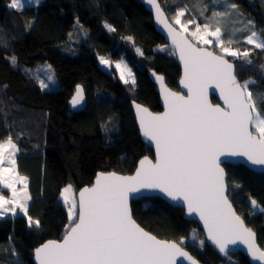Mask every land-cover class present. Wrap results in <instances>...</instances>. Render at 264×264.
<instances>
[{"label": "trees", "instance_id": "obj_1", "mask_svg": "<svg viewBox=\"0 0 264 264\" xmlns=\"http://www.w3.org/2000/svg\"><path fill=\"white\" fill-rule=\"evenodd\" d=\"M158 1L170 22L176 9L185 5L201 24L213 9L211 0H203L208 5L203 16L201 0ZM9 2L0 0V140L11 136L19 149L16 168L28 180V213L41 226L29 228L23 214L0 218V264H33L34 249L60 240L69 223L59 198L65 186L71 184L76 195L98 172L129 175L141 158L152 157V150L138 135L130 102L160 112L148 73L162 75L170 89L178 90L180 69L155 32L151 15L137 0H42L21 11L9 9ZM235 2L264 37V0ZM105 23L116 31L109 32ZM76 24L83 30L79 43L70 42ZM129 36L143 55H137L133 44L124 39ZM236 46L250 48L242 42ZM212 50L220 54L219 49ZM13 56L15 65L9 59ZM100 57L123 59L134 73L135 85H125L117 73L104 71L98 64ZM225 58L235 64L241 83L249 78L256 81L251 87L264 108V73L259 70L264 53L254 49V65L247 67L240 59ZM44 63L54 71L56 90L42 91L30 73ZM77 85L83 87L87 104L83 111L73 113L68 101ZM212 101L216 102L213 97ZM105 124L107 131L102 127ZM224 169L229 199L264 250V212L255 211L250 202L255 199L264 207V174L241 165ZM131 210L137 224L158 239L178 242L185 238V250L201 264H249L241 254L221 259L206 243L201 246L198 240L203 238L196 224L159 198L133 201ZM194 229L198 240L192 239ZM9 248L15 249V256L5 251Z\"/></svg>", "mask_w": 264, "mask_h": 264}, {"label": "snow or ice", "instance_id": "obj_2", "mask_svg": "<svg viewBox=\"0 0 264 264\" xmlns=\"http://www.w3.org/2000/svg\"><path fill=\"white\" fill-rule=\"evenodd\" d=\"M27 2L39 4L40 0ZM145 2L154 11L157 24L167 32L171 54L179 56L183 65L180 84L187 89V95L169 91L163 77L156 76L164 112L153 114L146 107L133 105L141 134L155 147V162L145 156L135 173L128 176L98 173L91 187L80 190L78 201L69 195L72 185L65 186L60 198L68 209L69 223L61 241L49 240L35 249L37 264H177L180 258L187 264H199L185 250V238L178 242L161 240L135 222L129 210V198L142 190L158 191L173 202H182L189 216L199 218L207 241L220 254L230 256L229 246L242 244L252 260L264 264V250L257 246L255 232L233 209L225 170L221 167L222 157L243 158L252 166L264 167V108L251 87L256 81L249 78L241 83L235 64L225 58L230 56L242 60L243 66H253V50L264 53V37L256 31L251 19L242 22V28L226 30L225 18L242 15L235 0H224L221 9L213 8L203 24L195 16L186 18L187 5L176 9L170 23L158 0ZM220 2L211 0L212 4ZM7 7L21 11L24 3L10 0ZM201 7L203 16L208 5L201 0ZM175 25L180 26L179 31ZM190 25L194 30H190ZM104 27L109 32L116 31L108 23ZM241 32L248 34L237 37ZM124 39L135 47L132 37ZM241 42L251 47L241 50L236 46ZM214 48L220 49V54ZM135 51L143 55L139 47ZM10 59L15 65L16 57ZM99 62L105 68H111L114 63L105 57H100ZM114 66L122 83L135 85L132 70L123 59ZM42 70L47 76L38 78V83L45 90L54 83V73L50 65ZM259 70L264 73V64L259 65ZM212 86L219 91L222 106L207 102L208 88ZM84 100V89L77 85L70 100L72 108H78ZM102 127L107 131L109 125ZM18 151L11 136L0 140V185L11 192V196L0 194V217L7 213L15 217L19 212L27 217L29 228H40V221L28 213L31 196L27 177L17 172ZM17 183L23 185L19 191ZM250 200L253 209L264 212L255 199ZM192 239L198 240L195 229ZM198 243L203 246L205 241ZM5 251L16 255L14 248Z\"/></svg>", "mask_w": 264, "mask_h": 264}, {"label": "water", "instance_id": "obj_3", "mask_svg": "<svg viewBox=\"0 0 264 264\" xmlns=\"http://www.w3.org/2000/svg\"><path fill=\"white\" fill-rule=\"evenodd\" d=\"M138 2H139V4H141L143 7H144V9L151 15V17H152V23H153V28H154V30H155V32L157 33V34H159L161 37H162V39H163V41H164V43L167 45V47H168V49L172 52L173 51V49H172V46H171V41H170V39H169V37H168V34H167V32H165L164 31V29H163V27L161 26V25H159V24H157V22H156V19H155V13H154V11L152 10V8H151V6L150 5H148L146 2H145V0H137ZM159 2V1H158ZM170 22V21H169ZM171 23V22H170ZM177 29V31H179V29L178 28H176ZM184 35H186V34H184ZM175 56V60H176V62H177V64H178V66H179V69H180V75H179V79H178V81H177V89L178 90H172V89H170L167 85H166V83H165V79H164V77L162 76V75H159V74H157V73H155L154 71H150L149 73H148V78H149V80L151 81V83L154 85V88H155V92L158 94V97H159V103H160V107H161V111L160 112H158V113H154V112H152L153 114H160V113H163L164 112V101H163V96H162V91H161V87H160V84H159V82H157V80H156V76H161V77H163V82H164V86L169 90V91H171V92H177V93H179V94H181V95H187V89H185V88H183V86L180 84V80L182 79V77H183V65L181 64V62H180V60H179V56H178V54L177 55H174ZM227 59V58H226ZM230 61V60H229ZM230 62H232V61H230ZM153 73H155V75H153ZM76 88V87H75ZM74 93H75V89H74V92H73V94H72V96L74 95ZM84 95H85V93H84ZM72 96H71V98H72ZM212 97L215 99V103L212 101ZM71 98H70V100H71ZM70 100L68 101V108H69V110L71 111V112H73V113H77V112H81V111H83L84 109H85V107H86V104H87V98H86V96H85V100H84V102H83V104L81 105V106H79L78 108H72V106H71V104H70ZM207 102L209 103V104H211L212 106H217V105H220V106H222L223 105V100L220 98V94H219V91L214 87V86H212V87H209L208 88V92H207ZM134 103L135 104H139V105H141L142 107H145V106H143L142 104H140V103H137V102H135V101H131L130 102V105H131V110H132V113H133V116H134V120H135V124H136V127H137V130H138V135H139V137H140V139H141V141L147 146V147H149L151 150H152V157L150 158V157H148L149 159H151V160H153V162H155V158H156V152H155V147H154V145L150 142V141H147L146 139H145V137L141 134V131H140V127H139V122H138V119H137V115H136V109L134 108ZM147 108V107H146ZM149 110V109H148ZM150 111V110H149ZM144 158V157H143ZM143 158H141V159H143ZM140 159V160H141ZM222 159V161H223V163L221 164V167H223L224 168V166L225 165H229V166H237V165H241V166H243V167H245V168H247L248 170H250V171H252V172H254V173H256V174H264V167H260V166H252V165H250V164H248L246 161H244L243 160V158H224V157H222L221 158ZM139 160V161H140ZM139 161L137 162V164H136V167H135V169H134V171L131 173V174H129V175H133L134 173H135V170H136V168L138 167V165H139ZM225 170V169H224ZM98 173H105V174H107V173H111V172H98ZM97 173V174H98ZM116 173V172H115ZM96 174V175H97ZM118 175H123V174H120V173H117ZM225 174H226V172H225ZM96 175H95V177H94V179H93V181H92V183L89 185V186H85V187H91L92 185H93V183H94V181H95V178H96ZM124 176H128V175H124ZM225 179H226V175H225ZM84 187H82L81 189H79V191L77 192V194H76V200L78 201L79 200V192H80V190H82ZM153 197H156V198H159V199H161V200H163L164 202H166L168 205H170L171 207H174V208H179V209H181L182 211H183V218L185 219V220H187V221H190V222H194L195 224H196V226L198 227V229L201 231V233H202V237H203V240L205 241V243L221 258V259H226V258H228L229 256H224V255H222V254H220L219 253V250L215 247V245H213L210 241H207V239H206V234H205V232H204V228H203V224L200 222V220H199V218L198 217H196V216H189L188 214H187V209L182 205V202H173V201H171L168 197H166V196H164L162 193H160V192H158V191H154V190H142L141 192H139V193H134V194H132L131 196H130V198H129V210H130V213H131V215H132V210H131V203L133 202V201H137V200H139V199H147V198H153ZM233 209H234V207H233ZM235 210V209H234ZM132 218H133V215H132ZM134 219V218H133ZM136 222V221H135ZM137 223V222H136ZM142 228V227H141ZM146 231V230H145ZM149 233V232H148ZM152 235V234H151ZM63 238V237H62ZM62 238L60 239V240H54V241H57V242H59V241H61L62 240ZM47 242V241H46ZM46 242H44V243H46ZM43 243V244H44ZM256 243H257V246L258 247H260L259 245H258V241H257V236H256ZM42 245V244H41ZM40 245V246H41ZM40 246H38V247H40ZM261 248V247H260ZM36 249V248H35ZM35 249H34V251H35ZM34 251H33V258H32V262H33V264H37V261H36V259H35V255H34ZM187 251V250H186ZM229 251H230V255H234V254H241V255H243L246 259H247V261L249 262V264H260V262L259 261H254V260H252V258L248 255V253H247V249L244 247V245H242V244H237V245H234V246H232V245H230L229 246ZM188 252V251H187ZM189 253V252H188ZM190 254V253H189ZM191 255V254H190ZM192 256V255H191ZM197 260V259H196ZM198 261V260H197ZM199 262V261H198ZM177 264H187V262L186 261H183L182 260V258H180L178 261H177ZM199 264H201L200 262H199Z\"/></svg>", "mask_w": 264, "mask_h": 264}, {"label": "rangeland", "instance_id": "obj_4", "mask_svg": "<svg viewBox=\"0 0 264 264\" xmlns=\"http://www.w3.org/2000/svg\"><path fill=\"white\" fill-rule=\"evenodd\" d=\"M42 2V0H40V3ZM223 2L224 0H221L220 4H212L211 3V6L210 8H217V9H221L222 8V5H223ZM23 3H24V7H33V6H37L39 4H29L27 2V0H23ZM188 13V14H187ZM186 13V16L189 15V17H192V16H195L196 18H198L196 15L193 14L192 11L189 10L188 8V12ZM175 14V13H174ZM173 14V16H174ZM171 16V20H172V17ZM248 19L246 16L244 15H239V16H236V15H233L231 18H225L224 21H223V25L224 27L226 28V30L228 31H231L232 29L234 28H242L244 25L242 22H246ZM178 27H180L179 25H177ZM190 30H194V26L190 25L189 26ZM248 34L247 32H241L240 36L238 37H241L243 36V34ZM81 34H83V30L80 28V26L78 24H76L75 28H74V34L73 36L70 37V42H73V43H79L80 41V38H81ZM184 34H187V33H184ZM239 33H237L236 35H238ZM191 39V37H189ZM249 47H251L250 45H248ZM218 49V48H217ZM220 50V49H219ZM257 51H261L259 49H256ZM220 52V51H219ZM10 59V58H9ZM109 59V58H108ZM111 60V59H110ZM113 61V60H112ZM119 60H116V61H113L114 63L117 62ZM10 62H11V59H10ZM114 63H113V66L111 68H105L103 65L100 64L99 62V59H98V64L99 66L106 72H111V71H114L115 73H117L118 77H119V72L116 70L115 66H114ZM126 63V62H125ZM46 65H49L47 63H44V64H38L35 68V70L31 71L30 73L36 78V81L38 83V78H42V79H46V76H47V73L45 71H43V67L46 66ZM128 65V64H127ZM129 67V65H128ZM130 68V67H129ZM52 69V68H51ZM52 72L54 73V71L52 70ZM133 73V72H132ZM134 75V73H133ZM39 85V83H38ZM58 89V83H57V80L55 78V74H54V83H52L50 85L49 88L45 89V90H42L44 92H48V91H53V90H56ZM23 187V185L21 183H17L16 184V188L17 190L19 191L21 188ZM73 189V188H72ZM62 191V190H61ZM61 193V192H60ZM0 194H4L6 196H11V192L9 189L7 188H4L2 185H0ZM70 197L74 196L75 199H76V195H75V192L74 190L72 191V193L69 194ZM59 198H60V195H59ZM60 201L62 203V205L65 207L64 203H63V200L60 198ZM251 202V201H250ZM66 211H67V214H68V209L65 207ZM255 211L259 210L258 208L257 209H254ZM17 214H22V213H17ZM7 216H11L13 217L10 213H7L5 214L3 217H0V218H5ZM200 234H201V237H202V233L201 231L199 230ZM203 238V237H202Z\"/></svg>", "mask_w": 264, "mask_h": 264}]
</instances>
